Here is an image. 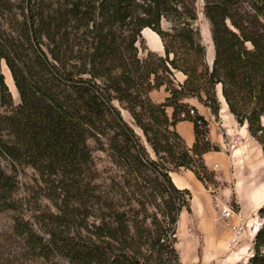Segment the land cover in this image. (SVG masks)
Wrapping results in <instances>:
<instances>
[{
    "label": "trees",
    "instance_id": "16d2710c",
    "mask_svg": "<svg viewBox=\"0 0 264 264\" xmlns=\"http://www.w3.org/2000/svg\"><path fill=\"white\" fill-rule=\"evenodd\" d=\"M199 12L210 26L212 66ZM146 27L163 54L145 45L140 56ZM1 61L19 102L0 66V155L34 168L55 207L35 204L26 219L18 180L0 164V211L15 213L2 244L8 261L15 245L26 264H180L177 225L192 192L171 171L213 182L203 154L218 148L202 140L204 116L201 128L179 115L186 98H197L217 116L218 84L264 152V0H0ZM175 70L183 82L175 83ZM163 85L169 95L154 102L150 92ZM180 120L194 122L191 147ZM258 215L245 264H264V205Z\"/></svg>",
    "mask_w": 264,
    "mask_h": 264
},
{
    "label": "rangeland",
    "instance_id": "374dc122",
    "mask_svg": "<svg viewBox=\"0 0 264 264\" xmlns=\"http://www.w3.org/2000/svg\"><path fill=\"white\" fill-rule=\"evenodd\" d=\"M197 24L200 28L202 42L206 46V60L208 64L212 66L214 47L209 22L202 12H199ZM163 25L164 27H167L168 23L163 21ZM146 28L154 34L155 38L153 42L150 41L145 36L144 29L142 30L144 41L143 43H140V56L146 55V50H144L145 45L151 50L156 52L160 51V36L153 29L149 27ZM154 43H156L158 47H155ZM163 53L164 52H162V54ZM5 64V61H1V71L12 91L14 101L19 102L14 81L13 84H11L12 76L9 77V75L6 74L4 67ZM175 72L176 70L174 71V77L176 79L175 83L177 84L178 82ZM163 87H165V85H163ZM150 97L154 102H163L160 101V87L152 90L150 92ZM197 100V98L185 99L190 106H195L193 102L197 103ZM114 105L118 107L123 118L135 129V131L142 135V139L145 142L142 131L134 122L130 112L124 108L123 104L118 100H114ZM220 112L221 101L219 113L212 118V129L209 128V132H235L234 137L238 136L236 134L242 132L239 123H233L230 115L223 117L220 115ZM177 131L179 133L181 132L178 129ZM242 140L243 138L241 137L237 142L233 141L234 148H239V146L242 145ZM90 144L91 146L95 145L93 140H90ZM212 145L216 146L218 150L221 149L216 144ZM245 153V156L242 157L241 160L236 161L237 163H240V169L235 168V165H230L228 162L225 163L224 168H221L218 171L209 167V169L215 173L213 182H203L194 176L192 181L187 177L190 173L185 168L171 171L179 173L184 181H188L192 185L190 191L192 192V195L196 197V203L198 204V209L191 207V211L183 210L181 212V222H179V217L176 232V246L180 255V264H245L248 257L251 255L254 240L252 229L261 221L258 215V210L264 205V201L259 206L256 204L258 202H256L254 197L248 196L264 194V165H261L262 168L255 172L256 164L259 162L255 149L251 146ZM94 155L96 159H98L99 156L104 158V154L97 150H94ZM0 164L8 173L14 174L18 180L16 197L22 203L21 210L26 219H32V215L34 214L33 210L34 207H36L35 204L40 208L55 209L51 200L45 196V190L43 188L44 184L39 179V174L34 168L27 165H19L16 162L11 163V160L3 155H0ZM252 164H254V169L252 168ZM220 175L224 177H221ZM237 192H239V194L241 193L243 196L246 195L247 197L245 200L249 207H251V210L247 215H241L240 211L242 208ZM248 201H250V203ZM224 205H229L236 214L232 217L225 218L222 215V208ZM14 214L15 213L12 210L0 211V264H26V260L23 258L21 259L18 257V260L15 259L17 252L21 249L19 246L16 248L15 245H13L10 257L11 261L7 260L6 250L4 251V248H2V244L6 243V236L13 232ZM235 224L243 226L240 233H235L232 230V226Z\"/></svg>",
    "mask_w": 264,
    "mask_h": 264
},
{
    "label": "crops",
    "instance_id": "0c3cea01",
    "mask_svg": "<svg viewBox=\"0 0 264 264\" xmlns=\"http://www.w3.org/2000/svg\"><path fill=\"white\" fill-rule=\"evenodd\" d=\"M145 30L146 29H144V31ZM161 41H160V48H159L160 51L159 50H157V51L162 53V52H164V46H163V43ZM175 76L177 77L178 83L183 82L185 77H186V75L184 73H182L181 71H176ZM217 94H218V97L221 101L220 115L223 117H227L228 115H230L232 117L233 123L234 122L237 123L234 115L230 112L229 107H228V105L224 99V96H223L222 90H221V84L217 85ZM168 95H169V92L166 90V88L163 86L160 87V101H164ZM193 103H194V105H195L194 107L196 108L198 113L200 115L204 116V118L209 122V128L212 129L211 124H212V118H214V114L211 112L210 108L203 105L198 100H197V103L196 102H193ZM167 112L171 116L172 112H173V108L168 106ZM176 127L178 130L181 131L180 133L185 138L188 146H190V147L193 146L194 142L196 141L194 122L190 121V120H182V121H179L177 123ZM239 127H240L242 132H238V133H240L243 140H242V145H240L239 148H237V149L234 148V146L232 147V145L230 143H228V139H230V134L233 135V133H235V132H226V133L225 132H216V133L215 132H209L210 142L212 144L218 145L221 149L220 150H209L203 154L204 162L208 167H213V166H215V164H217L215 166V169H216V171H218L219 169L224 168L225 163L228 162V163H230V165H235V168L240 169L239 168L240 163H237L236 161L241 160V158L245 156L246 150H249V147L252 146V148L255 149V151H256V156H257V159L259 161L257 164L255 162V164H256L255 172H257L258 170H260L262 168L261 165H264V152L262 151L261 145L250 135V133L247 130L246 124L240 125ZM239 151H240V153H239ZM254 161H255V159H254ZM252 168L254 169V164H252ZM188 172L190 174H188L187 177L193 181V176L196 177L194 172L191 170H188ZM237 174H238V172H237ZM171 176L173 178V181L175 182V184L178 187L189 188V189L192 188V185L188 181H184V179L182 177H180L179 173L171 172ZM220 176L224 177L222 175H220ZM237 196H238L239 201L241 203V208H242L240 211L241 215L242 214L247 215L248 212H250L251 207H249L247 201L245 200L247 198L246 195L243 196L241 193L239 194V192H237ZM248 197H254L256 202H258L256 204H258L259 206L264 201V194H259V195L255 194L253 196L249 195ZM248 202L250 203V201H248ZM197 205L198 204L196 203V197L194 195H192L191 207L198 209ZM181 221H182V214L180 216L179 222H181ZM255 233L253 234V236L255 235Z\"/></svg>",
    "mask_w": 264,
    "mask_h": 264
},
{
    "label": "built area",
    "instance_id": "2783aa9c",
    "mask_svg": "<svg viewBox=\"0 0 264 264\" xmlns=\"http://www.w3.org/2000/svg\"><path fill=\"white\" fill-rule=\"evenodd\" d=\"M198 111L196 110V108L194 106H189V108L185 111H182L180 113V118L182 119H185V118H188V117H193V119L196 121V123L198 124L199 127H204V123H203V119L201 117H198ZM206 127V126H205ZM209 127V126H208ZM226 133V132H225ZM234 134L231 135L230 134V139H228V143H230L232 146L233 145V141L234 142H237L238 140H240V134H236L238 136L234 137ZM202 140L204 141H210L209 140V132H205L202 134ZM217 164H215L216 166ZM215 166H213L212 168L215 169ZM235 213V211L229 206V205H224L223 208H222V215L225 217V218H229V217H232ZM259 223V224H258ZM258 226H260L261 224V221L258 222ZM243 228L242 225L240 224H235L232 226V230L235 232V233H240L241 229Z\"/></svg>",
    "mask_w": 264,
    "mask_h": 264
},
{
    "label": "bare ground",
    "instance_id": "6f19581e",
    "mask_svg": "<svg viewBox=\"0 0 264 264\" xmlns=\"http://www.w3.org/2000/svg\"><path fill=\"white\" fill-rule=\"evenodd\" d=\"M144 29H147V30H145V36L150 40V41H154V34L151 32V31H149V29L148 28H144ZM146 38V39H147ZM154 45H155V47H158V45H156V43H154ZM4 67H5V70H6V74H8L9 75V77H11V73H10V70H9V68L7 67V65L5 64L4 65ZM11 84H13V79L11 80ZM259 224V223H258ZM258 224L252 229V232L253 233H255L256 232V230L258 229Z\"/></svg>",
    "mask_w": 264,
    "mask_h": 264
},
{
    "label": "water",
    "instance_id": "95a60500",
    "mask_svg": "<svg viewBox=\"0 0 264 264\" xmlns=\"http://www.w3.org/2000/svg\"><path fill=\"white\" fill-rule=\"evenodd\" d=\"M213 62V61H212ZM16 92H17V89H16ZM18 93V92H17Z\"/></svg>",
    "mask_w": 264,
    "mask_h": 264
}]
</instances>
